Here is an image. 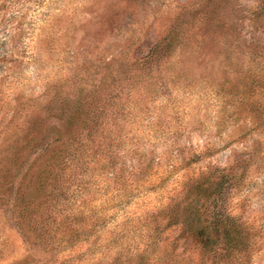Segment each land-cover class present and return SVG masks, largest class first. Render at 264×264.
Masks as SVG:
<instances>
[{"label": "rangeland", "instance_id": "rangeland-1", "mask_svg": "<svg viewBox=\"0 0 264 264\" xmlns=\"http://www.w3.org/2000/svg\"><path fill=\"white\" fill-rule=\"evenodd\" d=\"M0 264H264V0H0Z\"/></svg>", "mask_w": 264, "mask_h": 264}, {"label": "trees", "instance_id": "trees-1", "mask_svg": "<svg viewBox=\"0 0 264 264\" xmlns=\"http://www.w3.org/2000/svg\"><path fill=\"white\" fill-rule=\"evenodd\" d=\"M201 207L203 206L201 205L200 208ZM187 208L188 206L186 209ZM200 223L201 228H194L193 225H190L191 227L185 228V232H188V236L191 237L194 246H196L202 253H208L215 247L216 239L213 231L208 229L205 222L201 220Z\"/></svg>", "mask_w": 264, "mask_h": 264}]
</instances>
